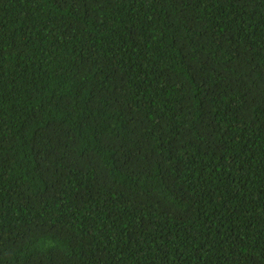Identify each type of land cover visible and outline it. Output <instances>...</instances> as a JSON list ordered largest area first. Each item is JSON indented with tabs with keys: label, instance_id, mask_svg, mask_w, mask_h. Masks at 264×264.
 Here are the masks:
<instances>
[{
	"label": "trees",
	"instance_id": "1",
	"mask_svg": "<svg viewBox=\"0 0 264 264\" xmlns=\"http://www.w3.org/2000/svg\"><path fill=\"white\" fill-rule=\"evenodd\" d=\"M0 264H264V0H0Z\"/></svg>",
	"mask_w": 264,
	"mask_h": 264
}]
</instances>
